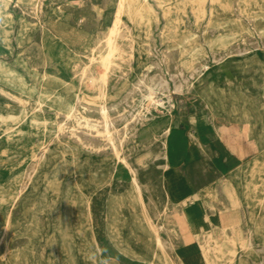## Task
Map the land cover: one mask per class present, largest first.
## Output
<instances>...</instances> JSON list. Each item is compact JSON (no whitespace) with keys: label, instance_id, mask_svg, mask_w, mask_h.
I'll use <instances>...</instances> for the list:
<instances>
[{"label":"rangeland","instance_id":"rangeland-1","mask_svg":"<svg viewBox=\"0 0 264 264\" xmlns=\"http://www.w3.org/2000/svg\"><path fill=\"white\" fill-rule=\"evenodd\" d=\"M158 1L174 12L181 3L136 0L133 10L138 9L140 18L123 17L115 39L119 54L108 62L104 60L108 25L103 18L117 0H0V264H142L124 254L143 256L141 246L149 235L138 207L126 199L130 189L123 171L118 168L110 177L114 156L96 133L102 130L100 103L114 123L118 156L138 172L150 222L168 229L161 232L165 240L173 235L175 211L170 206L166 216H155L165 206L169 178L161 166L162 126L170 121L190 131L195 120L208 127V136L197 137L204 148L190 138L196 157L185 171L195 180V188L211 189L205 203L208 213L235 206L240 219L213 235L210 244L232 240L239 252L236 264H264V0H229V15L217 10L219 14L211 17L210 0H206L202 16L195 17L191 8L175 16L180 24L173 34L166 29L167 18ZM229 17L241 24V38L226 49H210L207 42L228 31L215 27L214 20ZM171 34L176 43L193 35L198 53L190 59L182 56L167 39ZM203 63L211 73L208 79L199 69ZM101 70L107 71L104 78ZM179 76L186 79L182 95L174 91ZM151 78L169 84L172 109L167 114L160 108L146 113V102L140 106V83ZM138 112H145L144 117L133 121ZM86 121L97 126L88 128ZM244 127L250 137L243 135ZM215 128L224 129L225 141L214 135ZM170 145L171 154L181 149L176 143ZM223 163L231 189L221 186L218 164ZM254 166L261 172L251 175ZM96 173L105 174L104 182L91 194L86 208L79 202V188L90 193L87 179ZM198 206L177 212L200 217L203 210ZM86 209L89 234L80 226ZM7 214L10 225L4 232ZM257 225L262 231L254 230ZM212 234L211 228L202 226L199 243L204 245ZM177 246L181 247L179 241ZM179 252L193 263L204 264L196 242Z\"/></svg>","mask_w":264,"mask_h":264},{"label":"bare ground","instance_id":"bare-ground-1","mask_svg":"<svg viewBox=\"0 0 264 264\" xmlns=\"http://www.w3.org/2000/svg\"><path fill=\"white\" fill-rule=\"evenodd\" d=\"M136 0H117V2L115 3V7L113 8V10L111 8H108L107 13L104 15L103 21L108 25L107 28V33H106V39H105V45H106V50H108V54L106 52L107 57L104 58L107 59L106 61H108V59L117 54H119V48H118V44L116 42V37L120 32V28L122 26V21H123V17H125L128 20H133V18H140L139 14H138V9H137V13H135V11L133 10V4ZM145 0H143L144 2ZM164 1V0H163ZM206 0H184L181 1L180 0V5L179 7H176V11H172V9L166 8L164 9L162 7V3L160 1H158V5L160 7L163 8L164 11V16L167 18V25H166V29L167 31H170L172 34L176 33L178 26L180 24V21L178 18H176L175 16L177 14H180L184 12V10L186 8H191L194 11V16L195 17H200L204 14V3ZM247 2V1H246ZM154 3V2H153ZM155 4V3H154ZM157 4V3H156ZM211 8H209L210 10V16H214L215 13L217 12V10H219V12L221 11L222 13H226V15L229 13H231L230 11H232V7L230 4L229 0H210V4ZM155 7V6H154ZM156 8V7H155ZM174 8V6H173ZM239 8V7H238ZM260 8V7H259ZM145 8H141V12L144 11ZM159 9V8H158ZM175 10V9H174ZM239 10V9H238ZM248 10V9H247ZM240 11V10H239ZM242 11V10H241ZM255 12V11H254ZM218 13V12H217ZM216 13V14H217ZM221 13V14H222ZM264 13V12H261ZM219 14V13H218ZM245 14V13H244ZM243 15V12H242ZM246 15V14H245ZM244 15V16H245ZM182 16V15H181ZM224 16V15H223ZM243 16V17H244ZM216 17V16H215ZM225 17V16H224ZM249 17V16H248ZM259 17V16H258ZM209 19V18H208ZM181 20V19H180ZM238 20V19H237ZM249 20V19H248ZM261 20V19H260ZM128 21V22H130ZM242 22V21H241ZM149 23V21H148ZM213 23V22H212ZM131 24V23H130ZM193 25V24H192ZM213 25L217 28H223L224 30L227 29L228 31L210 39L207 44L209 46L210 49H218V48H223L226 49L228 47L229 44H231L234 41H237L241 38L240 34H242L243 32V28L241 27V24H239L238 21L231 19V17L225 19V20H214ZM212 25V26H213ZM126 26V25H125ZM123 26V27H125ZM157 26V25H156ZM230 26L233 27V29L230 28ZM149 28V27H148ZM216 28V29H217ZM245 29V28H244ZM129 30V29H128ZM203 30V29H202ZM130 31V30H129ZM126 32H128L126 30ZM211 32V31H210ZM223 32V31H222ZM249 32V31H248ZM129 34V33H128ZM168 35L167 39L173 42V46L180 51L182 56H186L192 58L196 55L197 52V47L195 45V43L192 40V36L190 35H186L185 38H182V41L176 43V41H174V36L173 35ZM166 35V34H165ZM249 35V34H248ZM131 37V36H130ZM196 39V38H195ZM131 40V38H130ZM133 41V40H132ZM131 41V42H132ZM175 42V43H174ZM94 43V42H93ZM92 43V44H93ZM99 43V42H98ZM133 44V43H132ZM192 44L191 48L188 49L189 51H187V49H185V45H189ZM92 46V45H91ZM93 47V46H92ZM105 47V46H104ZM41 48V47H40ZM96 48H98L96 46ZM128 48V47H127ZM131 48V47H130ZM129 49V48H128ZM132 49V48H131ZM98 50V49H97ZM199 50V49H198ZM230 50V49H229ZM92 51V49L90 50ZM131 51V50H130ZM138 51V50H137ZM243 51V50H242ZM98 52V51H97ZM102 52V51H101ZM92 53V52H91ZM130 53V52H129ZM148 53V52H147ZM132 54V53H131ZM136 54V53H135ZM219 54V53H218ZM130 55V54H129ZM162 55V54H161ZM226 55V54H225ZM99 56V55H98ZM148 56V55H147ZM224 56V55H223ZM96 57V56H95ZM105 57V56H104ZM161 57V56H160ZM179 57V56H178ZM219 57V56H218ZM155 58V57H154ZM222 58V56H221ZM98 59V58H97ZM102 59V58H101ZM101 59H99L101 61ZM180 59L182 60V58L180 57ZM179 59V60H180ZM216 59V58H215ZM220 59V58H219ZM91 60L93 61L94 59L91 58ZM131 60V59H130ZM88 61V60H87ZM95 61V60H94ZM105 61V63H106ZM113 61V60H112ZM219 60H214L215 63H217ZM99 62V61H98ZM109 62V61H108ZM107 62V63H108ZM192 62V61H191ZM97 63V61L95 62ZM102 63V61L100 62ZM103 62V67L104 64ZM132 63V62H131ZM91 64V63H90ZM196 64V63H195ZM195 64L193 63L194 67ZM102 64H100L99 66L101 67ZM197 65V64H196ZM199 65V64H198ZM97 66V65H95ZM98 66V67H99ZM107 66V65H106ZM105 66V67H106ZM210 66V65H209ZM215 66V65H214ZM88 67V66H87ZM103 69H106V68ZM110 67V66H109ZM129 67V66H128ZM198 67V66H196ZM97 68V67H96ZM85 69V68H84ZM102 69V68H101ZM202 76L206 75L205 78L208 79L211 76V73L207 74V71L209 70V67L207 64L203 63L200 65L199 67ZM93 70V69H92ZM107 70V69H106ZM105 70V71H106ZM85 72V71H84ZM88 72V71H87ZM86 72V74H87ZM101 72L103 73V70H101ZM107 72V71H106ZM105 72V73H106ZM212 72V71H211ZM93 73V72H92ZM105 73H103L101 76L104 78ZM180 73V72H179ZM90 74V73H89ZM88 74V75H89ZM98 74V73H97ZM109 74V73H108ZM95 75V74H94ZM86 76V75H85ZM84 76V78H85ZM100 76V74H99ZM89 77V76H88ZM83 78V79H84ZM90 78H93V76ZM95 78V77H94ZM82 78H80L79 80L81 81ZM96 79V78H95ZM101 79V78H100ZM99 79V80H100ZM105 80V79H104ZM143 80V79H142ZM145 80V79H144ZM185 78H180V76L178 77V82L174 83V91L176 94L178 95H182L184 94L185 91ZM95 81V80H94ZM101 81V80H100ZM52 82V81H51ZM90 82V81H89ZM92 82V81H91ZM90 82V83H91ZM96 82V81H95ZM46 83V82H44ZM99 83V81H98ZM105 83V82H104ZM140 83V82H139ZM50 84V83H49ZM48 84V85H49ZM97 84V83H96ZM137 84V83H136ZM135 84V85H136ZM52 85V84H50ZM49 85V86H50ZM87 85V82H86ZM91 85V84H90ZM94 85V84H92ZM134 85V86H135ZM140 85L142 86L141 88V103L140 106H143V104L146 102V106L143 107V109L145 110L146 113L149 114V112H151L153 108H160L162 110L163 114H167L171 109H172V98H171V94L169 92V84L166 80L159 78V80H156L154 78L148 79L146 82L142 81L140 83ZM97 86V85H96ZM131 86V85H130ZM71 87V86H70ZM102 87V86H101ZM72 89V88H71ZM93 89V87H92ZM106 90V89H104ZM73 91V90H72ZM139 92V91H138ZM139 98V97H138ZM121 99V98H120ZM39 102V101H38ZM41 102V101H40ZM78 102V101H77ZM75 103V102H74ZM104 103V102H103ZM124 103V102H123ZM69 107V106H68ZM67 110V109H66ZM99 114L101 117V131L96 130V133L99 135L100 139L104 142L105 146L107 148H109L114 156L113 159V165L111 168V171L109 172L111 179H113L112 177L114 176L113 174H115V172L117 173L118 168L121 169L123 171V175L125 176V180L127 181V184L129 186V194L128 196L126 195V199H128L129 201H131L135 206L138 207L143 221L145 222V227L147 229L148 235L149 237L146 238L147 240L144 241V243L142 244V249L144 251V255L143 256H133L132 253H125V255H127V257L131 258V259H137L139 261L142 262V264H198V261H196L195 263H193V261L180 256L179 250L182 249H190L191 248V244L193 243H198L199 245V250L201 253V259L203 261L204 264H213L212 258H215L216 260H222L224 262V264H236L238 256H239V252H238V248L236 246V244L234 243V241H229L227 242V244L221 243V244H217L215 243V245L212 247L210 244V241H214V236L218 231V227L216 222L214 221V216H210V222L212 225V236L207 237V241H205L204 245H201L199 243V234H201V230H196L194 228L193 225L190 224L189 220L187 219L186 215L184 214V212L182 211L181 214H177L176 212H174L173 217H174V221H173V226L171 227V232H172V236L169 238V240H165L163 238V236L161 235L162 231H167L168 229H166L162 224H153V222H150V213L149 210L147 208V205L145 203L144 200V189L142 188V184L140 183L139 180V176H138V172L135 169V167L133 168L132 166H130L128 163L125 162V160L123 158H121V156H118V152H117V147L115 146L114 143V135L112 134V132H116L115 128H114V123L110 120V117L108 115V110L107 107H105V105L103 104H99ZM157 111V110H156ZM144 112V113H145ZM144 113L138 112L137 115H134V119L133 121H137L140 118L144 117ZM147 114V115H148ZM22 115V114H21ZM14 117V116H13ZM16 117V116H15ZM119 117V116H118ZM133 117V116H132ZM131 117V118H132ZM66 118V117H65ZM132 120V119H131ZM153 120V119H152ZM151 121V120H150ZM128 122V121H127ZM169 122V121H168ZM19 123V122H18ZM127 124V123H126ZM125 124V125H126ZM132 124V123H131ZM136 124V123H135ZM99 125V124H98ZM129 125V124H127ZM86 126L88 128H94V126L97 125H90V123L88 121H86ZM130 127V126H129ZM132 127V126H131ZM136 127V126H135ZM96 129V128H95ZM136 130V129H135ZM134 130V131H135ZM249 130V128H248ZM133 131V132H134ZM128 132V130H127ZM137 132V131H136ZM135 132V133H136ZM248 132V131H247ZM130 133V132H129ZM125 134V133H124ZM132 134V133H131ZM137 134V133H136ZM162 141H161V154L160 157L162 158V170H167L169 167V163L172 162V164L178 162L181 157H182V149H177L176 151H174V154H171L170 152V147H171V143H175L174 141V137L171 136V131L169 128H165L162 131ZM175 134V133H174ZM217 134V133H216ZM97 135V136H98ZM118 135V134H117ZM133 135V134H132ZM248 135V134H247ZM124 137V136H123ZM176 138V137H175ZM77 139V138H76ZM118 139V138H117ZM74 140V139H73ZM127 140V139H126ZM203 145V144H202ZM180 147V146H179ZM88 151V150H87ZM184 152V151H183ZM45 153V152H44ZM105 153V152H104ZM123 153V152H122ZM74 155V154H73ZM158 156V155H156ZM41 157V156H40ZM186 157V156H185ZM96 158V157H95ZM125 158V157H124ZM147 158V157H146ZM219 158V157H218ZM148 159V158H147ZM155 159V158H154ZM42 160V159H41ZM112 161V160H111ZM110 161V162H111ZM141 161V160H140ZM69 162V161H68ZM80 162V161H79ZM82 162V161H81ZM142 162V161H141ZM71 163V162H69ZM230 163V162H229ZM80 164V163H79ZM91 164V163H89ZM136 164V163H135ZM134 164V165H135ZM256 164V163H255ZM104 165V164H103ZM142 165V164H141ZM95 166V165H94ZM147 166V165H146ZM178 166V164H177ZM217 166V165H216ZM225 166V165H224ZM231 166V165H230ZM33 167V166H32ZM72 168V167H71ZM161 168V167H160ZM189 168V167H188ZM199 168V167H198ZM105 169V168H104ZM225 170V168H221V171ZM192 171V170H191ZM226 171V170H225ZM224 171V172H225ZM261 170L260 169H256L255 166L251 169V175H253L254 173H260ZM54 175V174H53ZM123 176V177H124ZM190 176V175H189ZM104 178H105V174L104 173H96V174H91L88 176V187L90 188V193L85 194L83 192V190L81 188H79V192H80V204H82L84 207L87 208L89 200L91 198V194L94 193L96 190H98L99 188H101L103 182H104ZM60 179V178H59ZM47 181V180H46ZM79 182V181H78ZM114 182V180H113ZM191 183V182H190ZM87 184V183H86ZM254 185V184H253ZM87 186V185H86ZM251 183H247L246 184V189L247 191H250L251 188ZM257 186V185H256ZM243 187V186H242ZM46 188V187H45ZM47 190V189H46ZM242 192V191H241ZM171 193L173 194L172 190ZM210 195V194H208ZM76 197V196H75ZM189 197H194V196H188L186 198ZM72 199V198H71ZM241 200V199H240ZM252 200V199H251ZM52 201V200H51ZM97 201V200H96ZM74 202V200H73ZM77 202V201H76ZM262 202V201H261ZM250 204V202H248ZM67 204V202H66ZM77 204V203H76ZM257 204V203H256ZM259 204V203H258ZM48 205V204H47ZM51 205V204H50ZM91 205V204H89ZM98 205V204H97ZM245 205V203H244ZM262 205H264V202H262ZM261 205V209L264 208V206ZM182 206L183 209L186 206V203L183 201L182 202ZM259 206V205H258ZM250 207H252L250 205ZM79 208V207H78ZM167 208L169 209L168 204H165L163 210L159 213H156L155 216L157 219L163 218L162 216L166 214V210ZM96 209V208H95ZM152 209V208H151ZM254 209V208H253ZM258 209V208H257ZM69 210V209H68ZM80 211V210H79ZM85 211V210H84ZM260 211V210H259ZM78 212V211H77ZM94 212V211H93ZM168 212V211H167ZM80 213V212H79ZM243 213V212H242ZM259 213V212H258ZM84 215V214H83ZM166 216V215H165ZM164 216V217H165ZM94 217V216H93ZM92 219V218H91ZM95 219V218H94ZM246 221V219H244ZM254 220V219H253ZM93 221V220H92ZM202 221L205 223L204 217L202 215ZM82 222V221H81ZM143 223V222H142ZM157 223V222H156ZM246 223V222H245ZM77 224V223H76ZM94 224V223H93ZM10 225V216L7 214L5 219H4V232L8 229ZM69 225V224H68ZM254 225V224H253ZM87 233L90 231V215L88 210L86 209V213L85 216L83 218V223L80 225ZM144 226V225H143ZM69 227V226H68ZM144 227V228H145ZM36 228V227H35ZM255 231H259L261 230V225H257L254 227ZM39 231V230H38ZM262 231V230H261ZM31 232V231H30ZM40 232V231H39ZM83 232V231H82ZM249 232V231H248ZM141 233V232H140ZM146 233V232H145ZM89 234V233H88ZM218 234V233H217ZM35 235V234H32ZM37 235V234H36ZM67 235V234H66ZM251 235V234H250ZM257 235H259L257 233ZM143 236V235H142ZM93 237V236H92ZM144 237V236H143ZM260 237V236H259ZM145 238V237H144ZM264 238V237H262ZM248 239V238H247ZM137 240V239H136ZM139 240V239H138ZM97 241V240H96ZM181 243V247L177 246V242ZM253 241V240H252ZM89 242V241H88ZM70 243V242H69ZM85 243V242H84ZM139 243V242H138ZM250 243V242H249ZM138 245V244H137ZM253 245V242H252ZM247 245L242 244L241 247H244ZM83 248V247H82ZM249 248V247H247ZM262 248V247H261ZM264 249V248H262ZM252 250V249H251ZM250 250V251H251ZM260 251V250H259ZM262 251V250H261ZM241 253V252H240ZM93 255V254H92ZM96 256V255H95ZM241 256V255H240ZM69 257V256H68ZM249 257V256H248ZM70 258H72L70 256ZM84 258V257H83ZM250 258V257H249ZM260 258V256H259ZM264 258V257H262ZM261 260H264L262 259ZM97 259V258H96ZM127 259V258H126ZM245 259V258H244ZM87 260V259H86ZM97 261V260H96ZM245 261V260H244ZM88 262V261H87ZM108 262V261H107ZM264 262V261H262ZM86 263V262H85ZM98 263V262H96ZM116 263V262H115ZM135 263V262H133ZM244 263V262H243ZM250 263H252V261H250ZM257 263V262H256ZM92 264V263H91ZM103 264V263H102ZM253 264V263H252Z\"/></svg>","mask_w":264,"mask_h":264},{"label":"crops","instance_id":"crops-1","mask_svg":"<svg viewBox=\"0 0 264 264\" xmlns=\"http://www.w3.org/2000/svg\"><path fill=\"white\" fill-rule=\"evenodd\" d=\"M191 122L193 125H195L194 126L195 128H192V130L190 131L183 130L180 128L179 125L175 126L170 121L169 122L167 121L162 126V129H161V133H162V131L165 128H169L171 131V136L174 137V140H175L174 142L177 145H179L182 149L181 159L175 164L174 163L172 164V162L169 163L168 169L163 170V172L167 173L169 177L167 181V188L165 190V204H168L169 207L171 206L170 208L173 209V211L175 212H177L178 209L183 210V206H182L183 201L186 203V206H187L185 208L193 209L194 205H199L198 208H202L203 210L202 213L200 214V217H191L189 213L184 212L190 224L193 225L196 230H199V229L201 230L202 226L209 227L212 229V225L209 219H210V216H214V219H215L214 221L216 222L217 227H218L217 233H219L224 227L235 226L240 222L238 209L235 208V206H232L228 208L226 212L217 213V214L208 213L205 203L208 202L210 200L209 197L212 196L211 189L206 187L205 185L196 187V188L193 186L195 180L191 178V176H189L190 174H187L185 171L187 165L190 164L196 157L194 150L189 146V141H190V138L194 139L197 141L198 147L204 148L205 144L203 142H199L198 138L204 139L206 136H208L209 132H207V130H209V128L203 127L202 125L200 127V123L195 120ZM244 129L245 130L243 132V135L245 137H250L251 136L250 131L246 129L245 127ZM214 135L218 136L224 141L227 138L224 129L215 128ZM224 165H225L224 163L218 164L219 172H222L221 186H226L228 187V189H231L233 188V185H232L230 178L226 174V171H225L226 165L225 166ZM222 167L225 168L224 170L225 172L223 171V169L221 171ZM171 190L173 194L171 193ZM188 196H194V197L186 198ZM177 214H181V213L177 212ZM202 215L204 217L205 223L202 221ZM198 221L201 223L202 225L201 227L198 226L200 224L198 223ZM125 253L129 254L130 251L125 252Z\"/></svg>","mask_w":264,"mask_h":264}]
</instances>
